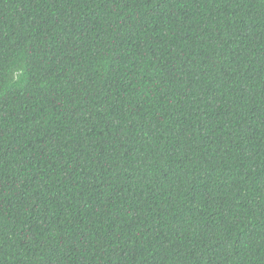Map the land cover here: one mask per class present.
<instances>
[{
	"label": "trees",
	"instance_id": "16d2710c",
	"mask_svg": "<svg viewBox=\"0 0 264 264\" xmlns=\"http://www.w3.org/2000/svg\"><path fill=\"white\" fill-rule=\"evenodd\" d=\"M0 264H264V0H0Z\"/></svg>",
	"mask_w": 264,
	"mask_h": 264
}]
</instances>
